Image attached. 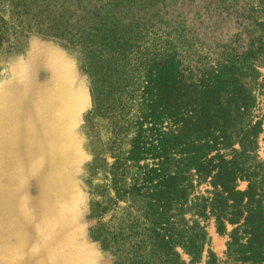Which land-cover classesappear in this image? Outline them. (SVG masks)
Listing matches in <instances>:
<instances>
[{"label": "rangeland", "instance_id": "obj_1", "mask_svg": "<svg viewBox=\"0 0 264 264\" xmlns=\"http://www.w3.org/2000/svg\"><path fill=\"white\" fill-rule=\"evenodd\" d=\"M224 1L0 0V264H142L157 235L174 242L194 220L205 255L225 259L229 236L209 208L196 214L211 185L175 203L170 177L189 157L146 89L160 59L189 66L233 35L235 19L215 11ZM259 70L249 161H264ZM235 140L211 156L232 160Z\"/></svg>", "mask_w": 264, "mask_h": 264}, {"label": "trees", "instance_id": "obj_2", "mask_svg": "<svg viewBox=\"0 0 264 264\" xmlns=\"http://www.w3.org/2000/svg\"><path fill=\"white\" fill-rule=\"evenodd\" d=\"M223 6L215 11L235 19L233 35L224 40L216 36L189 66L178 53L160 59L150 66L146 89L154 105L168 107L173 139L189 157L175 161L170 177L175 203L193 196L196 185H211L208 197L196 198L202 201L196 214L202 218L209 208L219 232L229 236L225 259L211 250L205 255L211 241L194 220L174 242L157 235L159 246L143 250L148 260L142 264H264V161H249L263 132L262 121H253V110L264 66V0H234V5ZM236 137L241 150H234L232 160L220 153L211 156L219 146L235 145ZM240 180L248 181L245 191L239 189ZM227 222L235 225L229 233Z\"/></svg>", "mask_w": 264, "mask_h": 264}]
</instances>
